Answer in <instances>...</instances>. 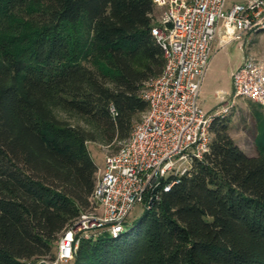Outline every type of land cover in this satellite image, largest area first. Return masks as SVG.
<instances>
[{
  "label": "trees",
  "instance_id": "obj_1",
  "mask_svg": "<svg viewBox=\"0 0 264 264\" xmlns=\"http://www.w3.org/2000/svg\"><path fill=\"white\" fill-rule=\"evenodd\" d=\"M152 0H0V264L55 256L91 208L107 143L131 136L165 66ZM259 111V118L262 119ZM211 150L118 237L81 240L71 264H264V132L257 155L213 124Z\"/></svg>",
  "mask_w": 264,
  "mask_h": 264
},
{
  "label": "built area",
  "instance_id": "obj_2",
  "mask_svg": "<svg viewBox=\"0 0 264 264\" xmlns=\"http://www.w3.org/2000/svg\"><path fill=\"white\" fill-rule=\"evenodd\" d=\"M227 1L152 0L151 33L166 62L158 76L144 83L141 98L149 108L118 152L106 153L91 208L61 234L56 255L29 264H67L81 240L104 233L120 236L137 204L150 208L162 191L171 190L177 178L190 171L194 159L204 160L215 136L213 124L230 115L239 99L264 112V56L251 50L264 34V0H241L232 6ZM216 41L219 50L239 42L244 59L232 72V93L208 111L200 99Z\"/></svg>",
  "mask_w": 264,
  "mask_h": 264
},
{
  "label": "rangeland",
  "instance_id": "obj_3",
  "mask_svg": "<svg viewBox=\"0 0 264 264\" xmlns=\"http://www.w3.org/2000/svg\"><path fill=\"white\" fill-rule=\"evenodd\" d=\"M240 1L241 0H228L227 2L228 6H232L233 3ZM251 50L256 56H264V34L258 35L256 40L253 41ZM243 54L244 51L237 41L229 43L226 48L220 50L219 54H217L215 59L218 65L212 69V72L210 73L211 75L203 86L201 92V106L206 110L210 111L216 109L217 106L222 104L223 97L227 95L225 92L221 91L222 89L230 90V93H232L233 87L232 85L229 86L230 82L225 72L227 69L229 70L231 63L241 59ZM259 111L262 113V119L259 118ZM55 114L58 118L69 121L73 125H81L86 130L94 131L98 136V140L95 142L90 141L88 143V149H90L92 158L99 168L104 167L106 153L118 152L124 142L117 140L112 143H107L101 138V134L95 128L94 124L86 118L67 113L61 108L55 109ZM141 117L142 115L138 116L135 123L140 121ZM226 120H228L230 135L233 137L234 141L245 153L253 156L257 155V141L260 134L264 132V112L253 102L248 101L247 99H239L237 106L233 108L231 114L226 117ZM144 212V206L142 204H137L134 211H132L127 218L129 222L127 229H130ZM54 252H58L57 245L54 247ZM67 264H71V261Z\"/></svg>",
  "mask_w": 264,
  "mask_h": 264
},
{
  "label": "crops",
  "instance_id": "obj_4",
  "mask_svg": "<svg viewBox=\"0 0 264 264\" xmlns=\"http://www.w3.org/2000/svg\"><path fill=\"white\" fill-rule=\"evenodd\" d=\"M214 45H215V47H216L217 52H216L215 55H214L213 61H212V63H211V66H210L209 71L207 72V76H206V78H205V80H204V83H203V85H202V88H203V86L205 85L206 81L208 80L209 76L211 75L210 73L212 72V69H213L215 66L218 65V63H217V61H216L215 58H216L217 54H219L220 50H222V49L219 50L218 41H216ZM243 59H244V58L241 57V59L232 62L231 65H230L229 70H228V69L226 70L225 73L227 74L228 79H229V82H230V85H229V86L232 85V72H233L235 69H237L239 66L242 65V63H243ZM202 90H203V89H202ZM221 91H222V92H225L227 95L230 94V90L222 89Z\"/></svg>",
  "mask_w": 264,
  "mask_h": 264
},
{
  "label": "water",
  "instance_id": "obj_5",
  "mask_svg": "<svg viewBox=\"0 0 264 264\" xmlns=\"http://www.w3.org/2000/svg\"><path fill=\"white\" fill-rule=\"evenodd\" d=\"M128 224H129V222H128V220H127L126 225H125L126 228H127Z\"/></svg>",
  "mask_w": 264,
  "mask_h": 264
}]
</instances>
